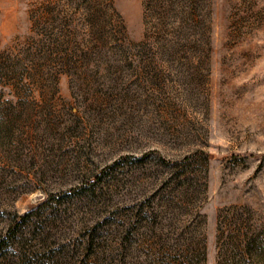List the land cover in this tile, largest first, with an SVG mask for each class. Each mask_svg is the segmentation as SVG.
<instances>
[{
    "label": "rangeland",
    "instance_id": "obj_1",
    "mask_svg": "<svg viewBox=\"0 0 264 264\" xmlns=\"http://www.w3.org/2000/svg\"><path fill=\"white\" fill-rule=\"evenodd\" d=\"M0 264H264V0H0Z\"/></svg>",
    "mask_w": 264,
    "mask_h": 264
}]
</instances>
